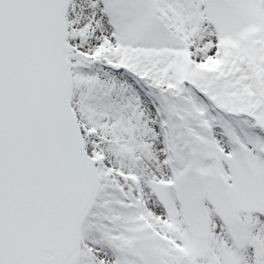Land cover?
<instances>
[{
    "label": "snow or ice",
    "instance_id": "snow-or-ice-1",
    "mask_svg": "<svg viewBox=\"0 0 264 264\" xmlns=\"http://www.w3.org/2000/svg\"><path fill=\"white\" fill-rule=\"evenodd\" d=\"M0 264H264V0H0Z\"/></svg>",
    "mask_w": 264,
    "mask_h": 264
}]
</instances>
